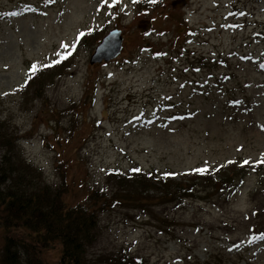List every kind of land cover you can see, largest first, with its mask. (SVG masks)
I'll use <instances>...</instances> for the list:
<instances>
[{
    "label": "rangeland",
    "instance_id": "1",
    "mask_svg": "<svg viewBox=\"0 0 264 264\" xmlns=\"http://www.w3.org/2000/svg\"><path fill=\"white\" fill-rule=\"evenodd\" d=\"M113 27L120 53L90 64ZM90 29L94 43L80 38ZM56 60L62 66L45 71L36 94L29 70ZM0 124L49 183L64 163L72 204L91 203L92 189L121 193L111 170L153 167L179 179L183 169L243 156L251 164L231 188L172 201L98 199L85 258L264 264V0H0ZM59 247L46 249L43 264Z\"/></svg>",
    "mask_w": 264,
    "mask_h": 264
},
{
    "label": "trees",
    "instance_id": "2",
    "mask_svg": "<svg viewBox=\"0 0 264 264\" xmlns=\"http://www.w3.org/2000/svg\"><path fill=\"white\" fill-rule=\"evenodd\" d=\"M82 33L83 41L93 42L98 38L91 29ZM61 63H53L54 68H38L35 73L29 70L30 84L36 94L49 77L45 71L53 73L62 66ZM15 139L12 133L0 127V264H43L46 249L56 243L60 244L59 252L49 264H89L85 253L95 240L98 199L110 198L112 203L128 199L141 203L152 197L171 201L175 197H198L221 185L231 188L237 179L243 178V171L251 164H245L247 159L237 155L212 166L195 165L183 169L178 173L179 179L174 178V172L133 165L125 173L119 169L111 170L121 186V193L108 196L102 190L92 189L88 193L91 203L76 201L72 204L66 195L69 188L64 163L59 160L60 180L51 184L44 179L38 166L15 154ZM196 169L207 171L197 172ZM107 259H111V264H136L138 258L119 254Z\"/></svg>",
    "mask_w": 264,
    "mask_h": 264
},
{
    "label": "water",
    "instance_id": "3",
    "mask_svg": "<svg viewBox=\"0 0 264 264\" xmlns=\"http://www.w3.org/2000/svg\"><path fill=\"white\" fill-rule=\"evenodd\" d=\"M122 30L117 27L109 29L102 35L98 43L95 45L89 63L108 60L116 56L122 47Z\"/></svg>",
    "mask_w": 264,
    "mask_h": 264
},
{
    "label": "snow or ice",
    "instance_id": "4",
    "mask_svg": "<svg viewBox=\"0 0 264 264\" xmlns=\"http://www.w3.org/2000/svg\"><path fill=\"white\" fill-rule=\"evenodd\" d=\"M50 2H52V0H50ZM119 0H113V3H118ZM139 0H133V3H138ZM146 3H150V4H155L158 2V0H145ZM80 35H83V33H80ZM62 47H67V45H62ZM67 55H71V53H67ZM67 55H62L61 59H66ZM53 63H60V60H56ZM43 67H51V64L48 65H43ZM31 72L35 73L37 71V66L35 64L32 65V68L30 69ZM228 163H233L232 161H229ZM245 164L248 163V161H244ZM259 163H264V159H262L261 161H259ZM138 171V170H136ZM195 171L197 172H204L207 171V169H196Z\"/></svg>",
    "mask_w": 264,
    "mask_h": 264
}]
</instances>
